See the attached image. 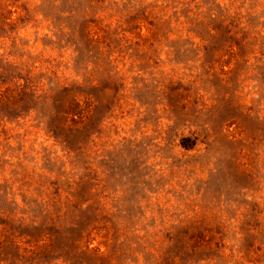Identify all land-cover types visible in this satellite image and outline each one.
<instances>
[{"label": "rangeland", "instance_id": "obj_1", "mask_svg": "<svg viewBox=\"0 0 264 264\" xmlns=\"http://www.w3.org/2000/svg\"><path fill=\"white\" fill-rule=\"evenodd\" d=\"M0 264H264V0H0Z\"/></svg>", "mask_w": 264, "mask_h": 264}, {"label": "trees", "instance_id": "obj_2", "mask_svg": "<svg viewBox=\"0 0 264 264\" xmlns=\"http://www.w3.org/2000/svg\"><path fill=\"white\" fill-rule=\"evenodd\" d=\"M186 146V145H185Z\"/></svg>", "mask_w": 264, "mask_h": 264}]
</instances>
